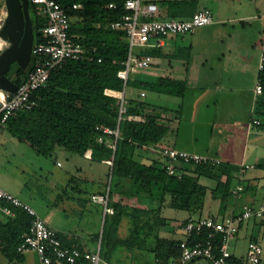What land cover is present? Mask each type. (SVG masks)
Instances as JSON below:
<instances>
[{
  "label": "rangeland",
  "instance_id": "1",
  "mask_svg": "<svg viewBox=\"0 0 264 264\" xmlns=\"http://www.w3.org/2000/svg\"><path fill=\"white\" fill-rule=\"evenodd\" d=\"M216 1L212 0L209 3L215 7ZM240 1L248 6L254 5V0ZM257 1L264 2V0ZM177 4L191 7L194 1L173 3V9ZM29 7L31 17L35 21L45 19L39 11L40 5L31 3ZM6 14L5 1L0 0V18H4ZM263 27L264 17L256 14L241 21L228 22L226 27H221L225 29L223 32L221 30L210 32L213 33L210 44L195 42L189 74L202 70L199 67L200 64H204L203 68L210 72V75L218 78V66L225 65L226 62L223 69L225 72L220 76L222 88H217L215 82L210 80L197 94L194 93L196 90L189 89L186 99L183 100L181 96L157 92L144 85L135 86L129 81L125 86L126 98L135 97L143 100L156 108L161 117L176 121L168 131L165 141L167 146L204 154H217L223 159L240 158L244 148L246 161L255 163L258 156L264 157V137L257 135V130H264V124L258 127L259 129L253 127L252 133H248L246 137V126L243 122L237 123L234 116L237 114L247 122L250 115L251 92L258 79L257 61ZM200 30L202 29H198L197 32ZM173 34L175 33H169L165 38L170 40ZM229 34L232 36L231 39ZM191 35V32H187L185 37ZM200 35L201 33L198 36ZM219 38H224L225 42L222 43ZM185 45L187 46L185 51L189 50L190 42L187 41ZM227 45L235 47L240 52V56L235 58L228 56ZM218 50L221 51L220 55L216 53ZM222 50L226 52L225 56ZM134 53L152 55L151 48L147 46H135ZM16 76H13V79ZM228 78H231L230 82H227ZM262 117L264 119V116ZM256 143L258 144L255 146ZM155 153H150L146 149L136 150L137 157L144 161H151ZM110 171L108 165L97 160L85 159L60 146H56L51 154L39 153L8 127L0 128V186L30 203L49 225L93 242L96 249L99 247L102 259L107 258L114 262L117 247L122 244L126 246L132 244L133 239L136 240L138 234L141 235V230L140 228L133 230L130 226V229L125 228L122 222H119L115 228L112 216L104 212V205L92 199L93 192L109 194L110 191V200L124 199L134 202L131 196L122 197L118 194L121 193L120 186L124 185L120 182L119 186L116 185L117 177H112ZM258 171L263 173L260 179L264 184V165L247 168L245 177H250ZM178 172L185 173L180 169ZM194 175L198 177L197 173ZM129 183V187H125L129 188L130 194H145L144 211L134 213L137 214L138 221L144 228L147 230L153 228V231L156 229L158 232L156 237L169 238V235L173 239H179L184 235L179 223L187 214L197 216L207 212L212 213L219 207V202L211 196L209 190L201 208L186 210L172 205L169 194L162 196L158 191L152 194L144 193L136 184ZM213 184L214 182L210 181L209 186H206L210 189ZM130 218L133 220L132 216ZM172 226L175 230L169 232L168 229H172ZM152 234L153 232L150 231L145 238L147 250L133 260H128L129 264H154L155 254L149 249L154 251L157 241L155 236H151ZM149 235L152 241L149 245L155 242V247L148 246ZM199 260L201 264H211L206 258L196 259L194 264H198ZM0 264L41 263L38 254L31 251L24 254L21 263L9 262L0 252Z\"/></svg>",
  "mask_w": 264,
  "mask_h": 264
},
{
  "label": "trees",
  "instance_id": "2",
  "mask_svg": "<svg viewBox=\"0 0 264 264\" xmlns=\"http://www.w3.org/2000/svg\"><path fill=\"white\" fill-rule=\"evenodd\" d=\"M59 1L72 18L70 32L74 39L87 47H95V50L90 49L86 57L68 59L62 66L54 68L47 84L34 92L36 102L32 108L18 110L8 118L6 127L39 153L51 154L56 146H60L85 159L106 164L112 177L126 178L144 193L158 191L162 196L169 194L172 205L179 209L201 208L208 190L213 198L219 199L221 209H225L235 181L233 168L228 162L195 166L194 172L198 176L216 180L215 186L208 189L194 174L185 172L178 176L168 172V160L163 159L165 156L159 149L165 147L161 141L171 126L161 119L155 108L147 109V103L135 97L126 98V114L139 118L118 120L124 81L117 71L124 66L122 62L127 58L129 47L124 31L105 28L104 24L125 12V0ZM109 2H116L117 7H109ZM73 3H80L81 7L73 8ZM31 20L35 41H39V28L44 19L35 21L31 17ZM34 62L33 58L25 69H19L14 75L18 77L12 79L17 83L22 81ZM259 79L263 86L264 73ZM129 81L135 86L143 85L137 73L130 72L126 85ZM184 87V80L169 76H157L149 85L152 90L172 95L182 94ZM101 125L110 129L118 127L115 147L98 140L102 133L114 139V135L104 133L99 127ZM87 149H91L90 157L85 156ZM139 149L157 153L151 161H144L136 155ZM108 159L112 160L111 164L105 162ZM222 174L226 176L224 180L221 179ZM108 204L114 209L110 215L115 228L122 214L132 216V228H138L137 214L127 210L119 201L109 199ZM13 210L14 217L0 213V252L9 262L21 263L25 253L19 252L17 247L28 229L30 215L14 206ZM62 239L65 243L78 241L74 234L63 233ZM179 240L156 237L154 256L164 264L170 258L176 259L180 255ZM84 263L90 264L88 261Z\"/></svg>",
  "mask_w": 264,
  "mask_h": 264
},
{
  "label": "built area",
  "instance_id": "3",
  "mask_svg": "<svg viewBox=\"0 0 264 264\" xmlns=\"http://www.w3.org/2000/svg\"><path fill=\"white\" fill-rule=\"evenodd\" d=\"M33 4L40 5V12L45 19L39 28V41H34L32 47V59L35 62L28 70L25 78L17 83V88L10 91L0 87V128L5 127L10 116L18 110L32 108L35 104L34 92L45 86L50 72L62 66L68 59L86 57L90 49L77 42L70 32L72 18L66 7L59 0H30ZM109 7L116 8V2H109ZM73 8L81 7L80 3H73ZM125 12L116 19L105 22V28H114L124 31L128 41V55L122 62L123 67L118 69L117 75L123 79L124 88L120 92V105L118 120L122 118H139L127 115V99L125 86L130 72L135 68H147L153 63L151 55L134 53L135 46H153L162 44L169 33H186L196 27L210 24L214 21L212 11L208 7L196 10L187 18H174L160 16V10L155 2L142 0H125L123 3ZM4 18H0L2 21ZM8 41L0 36V52ZM100 60V58H99ZM258 69L264 70V31L260 40V54ZM262 92L260 79L255 85V93ZM167 120V119H166ZM165 119L163 121H166ZM172 123V120H168ZM259 123L258 119L253 120ZM104 133L114 135V139L105 134L98 136L99 141H106L113 147L116 145L118 127L110 129L99 126ZM154 148V147H153ZM168 160L167 170L170 174L180 176L178 172L180 163L196 166L197 164H220L221 159L215 156L190 152L171 146L159 149ZM86 157L91 156V149L85 152ZM105 162L111 164L112 160ZM253 164L241 163L239 173H242ZM238 184L232 188L233 194L242 190ZM92 199L104 205V212L112 214L114 209L108 204L109 195L95 193ZM5 202L6 204H4ZM13 206L26 211L30 215L28 229L23 233V241L18 245L19 252H35L38 254L41 264H111L103 260L99 253V247L95 251L82 249L77 243H65L62 239L63 232L49 225L27 201L22 200L12 192L0 187V213L7 216H15ZM249 218L264 221V204H252L248 201L242 203L237 211L220 216L188 217L182 223L184 237L179 240L180 255L170 264H192L196 259L206 258L211 264H264L263 247L255 240H249L243 257L232 259L230 240L235 236L239 226ZM74 238L78 235L74 234ZM154 264H164L155 257Z\"/></svg>",
  "mask_w": 264,
  "mask_h": 264
},
{
  "label": "crops",
  "instance_id": "4",
  "mask_svg": "<svg viewBox=\"0 0 264 264\" xmlns=\"http://www.w3.org/2000/svg\"><path fill=\"white\" fill-rule=\"evenodd\" d=\"M142 1L155 2L159 7L160 16H163V17L187 18L191 16L196 10L202 7H208L212 11L214 21L210 24L196 27L193 31H191L192 35L190 37L188 38L185 37V34L187 32L186 33H175L173 34L172 39L167 40L165 38L162 44L147 46V47H150L152 51V55H151L153 57L152 65L147 68H135L131 71L133 73H137L140 79L143 81V85L147 87H149L150 82H152L154 78L157 76H169V77H172L173 79L184 80V85H185L184 92L180 95H177V96H181L183 100L186 99L189 89L196 90L194 93L197 94L199 93V91H201L200 90L201 88H204L210 82V80L215 82V86L217 88L223 87V83L220 79V76H222V74L225 72V70L223 69L226 66V62H225V65L219 64L218 71H217V75H219L218 78H216V76L213 77V75H210V72H208L206 69L203 68L205 66L204 64H200V67L197 66L201 68L202 70L195 71L192 73V75L189 74V68H190V64L192 63L191 60H192V55L194 53L193 48H195V42L196 43L200 42V44H202L203 42L210 44V42L212 41V37H213V33H210V32L215 31V30H221L222 32L225 31V29L221 27H226L228 22L241 21L245 18H251L255 16L256 14L260 15L261 17H264V2L257 1V0H254L253 6L245 5L240 0L239 1L238 0H217L216 5L214 4L215 7L211 5L212 3L211 4L209 3L212 0H189V1H194V4L191 7H184V6H181V4H177L176 8L174 9H173V3H178L180 1H185V0H142ZM219 26L221 29L219 28ZM200 28L202 30L197 32V30ZM263 31H264V27H263ZM200 33L201 35L198 36ZM229 35L231 39L232 36L231 34ZM219 39L222 43L225 42L224 38H219ZM187 41L190 42V49L185 51V49L187 48L185 43ZM226 50H227L228 56H233L234 58L240 56V52L237 49H235V47H232L231 45H227ZM211 52L215 53V51H212V50ZM216 53L220 55L221 51L218 50ZM222 53H223V56H225L226 52L222 50ZM259 54H260V49H259ZM258 60H259V56H258ZM262 73H264V71H261L258 69V75H257L258 79ZM228 79L229 81L227 82H230L231 78H228ZM173 95H176V94H173ZM251 95L252 97H251V101H250L251 104H250V109H249L250 115L248 116L247 122L244 119H242V117H239V115L237 114L234 116V120L237 123L243 122V124L246 126V137L248 133H252L251 131L253 130V127H257L256 129H259L264 124V119L262 117L264 116V83L262 86V92L260 94L255 93V87H254L252 89ZM146 108L152 109L154 107L150 106L147 103ZM255 113L257 114L255 115ZM161 119L164 120L165 118L161 117ZM254 119H258L259 123H254L253 122ZM164 122H167L168 124H170L171 127L173 126L174 123H176V121L169 123L168 119ZM167 134L164 136V138L161 141V144L163 146H167V144L165 143ZM257 135H261L262 137H264V130L262 131L257 130ZM257 144L258 143H256L255 146ZM183 150H187V149H183ZM187 151L197 152V151H191V150H187ZM205 154L218 157L222 160V162H228V164L232 166L231 168H233V175L235 177L234 179L235 181H234L232 188H235L238 184L242 185L243 188L241 191H239L238 194L232 193V195L228 199V203L225 209H221L219 199L214 198L219 202L218 209L215 212H212L213 214L207 212L205 214H199L197 216H220L223 214L231 213L233 211L239 210L242 203L245 201H248L255 205L264 204V184L261 183V179H260L263 173L261 171H258L252 174L250 177L248 176L245 177L247 168L244 172L239 173V168H240L241 163L253 164V167H255L256 165L258 166L264 165V157L262 155L259 154L260 156L258 157L256 156L258 159L254 163V162L246 161L244 148H243L242 156L240 158L223 159L217 154H209V153H205ZM163 159L167 160L166 157H163ZM179 165L181 167L178 168V170L180 169L186 173L190 172L191 174H195L194 172L195 166L183 164V163H180ZM225 177H226L225 174H222L221 179L224 180ZM198 180L202 184L207 185V186H209L210 181L214 182L212 187H214L216 184L215 179L209 178L203 175L198 176ZM119 182L121 185H124V186L122 187L120 186L119 192L121 193H118V194H121L122 197L131 196L130 198L134 202L131 203L124 199L123 200L113 199V200L119 201L129 211H132V212H136L140 210L144 211L143 201L146 197L145 194H139V193L133 194V195L130 194L129 188H128L130 181L126 178L117 177L116 185H118ZM125 186H128V187H125ZM95 193H98V192H93L92 194H95ZM98 194H100V192ZM190 216L197 217V216H194L193 214H189V215L187 214L184 220H186ZM136 219H137L138 228H140L141 230V235L138 234L137 236L138 241L137 239L136 240L133 239L132 244L128 246L124 244L119 245L117 247V255L115 257L114 262L109 261L107 258L103 260H106L107 262L111 264H129L130 260H133L135 257L140 256L145 250H147V240H145V238L147 237L148 233L150 231L153 232V234L151 235L153 237L158 232L156 231V229L155 231H153V228L147 230L142 225H140V222L138 221L139 220L138 216L136 217ZM183 221L179 223L180 228H182ZM121 222L123 225L126 226L125 228H129V226L133 227V223H134V221L131 220L130 215L128 214H122L120 223ZM174 230H173V226H172V229L171 228L168 229L169 232H172ZM63 233L68 234L66 232H63ZM151 236L149 235L148 237V246L152 248V247H155V242L153 243V245H149L152 242L150 240ZM168 237L171 238L169 235ZM183 237H180L179 239ZM249 240H255L261 244V246L263 247V258H264V221L263 220H259L256 218H249L245 220L239 226L237 233L229 242V246L232 251V259H238L244 256L246 252V248H247V243L249 242ZM77 244L82 249H86L89 251L97 250L93 242L88 241V240L86 241L82 237L80 238L79 235H78ZM149 250L154 253L153 250L151 249ZM99 253H100V250H99ZM125 258L127 259V261ZM172 261L173 259L170 258L167 264H170ZM201 263H202L201 260H199L198 264H201ZM192 264H194V262Z\"/></svg>",
  "mask_w": 264,
  "mask_h": 264
},
{
  "label": "water",
  "instance_id": "5",
  "mask_svg": "<svg viewBox=\"0 0 264 264\" xmlns=\"http://www.w3.org/2000/svg\"><path fill=\"white\" fill-rule=\"evenodd\" d=\"M4 1L7 14L0 23V36L8 43L0 52V87L14 91L17 82L12 77L32 60L35 35L29 11L30 0Z\"/></svg>",
  "mask_w": 264,
  "mask_h": 264
},
{
  "label": "bare ground",
  "instance_id": "6",
  "mask_svg": "<svg viewBox=\"0 0 264 264\" xmlns=\"http://www.w3.org/2000/svg\"><path fill=\"white\" fill-rule=\"evenodd\" d=\"M2 21L0 20V23H1Z\"/></svg>",
  "mask_w": 264,
  "mask_h": 264
},
{
  "label": "flooded vegetation",
  "instance_id": "7",
  "mask_svg": "<svg viewBox=\"0 0 264 264\" xmlns=\"http://www.w3.org/2000/svg\"><path fill=\"white\" fill-rule=\"evenodd\" d=\"M31 3V2H30ZM5 18V17H4Z\"/></svg>",
  "mask_w": 264,
  "mask_h": 264
}]
</instances>
